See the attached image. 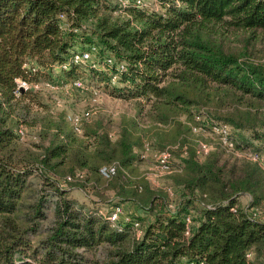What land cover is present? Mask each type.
<instances>
[{
	"label": "trees",
	"instance_id": "16d2710c",
	"mask_svg": "<svg viewBox=\"0 0 264 264\" xmlns=\"http://www.w3.org/2000/svg\"><path fill=\"white\" fill-rule=\"evenodd\" d=\"M143 2L0 0V264H264V220L248 213H264L259 164L221 148L200 155L198 140L187 146L178 139L185 128L178 123L169 139L178 144V163L171 159L168 178L183 192L171 207L162 189L132 175L146 159L149 131L135 118L122 117L115 137L100 121L83 120L76 132L35 89L14 92L18 78L34 84L45 69L64 64L57 68L74 76L86 65L98 81L114 83L117 95L139 100L140 111L149 106L151 119L207 118L231 127L238 149L257 152L251 142L264 140V49L256 48H264V0H157L162 11ZM77 47H94V65L72 61ZM206 105L216 111H203ZM156 126L159 137L164 130ZM24 127L35 128L42 143L23 141ZM108 165L115 171L106 178L100 170ZM77 171L82 177L65 184L99 189L105 181L119 200L110 210L136 205L124 208L131 220L112 227L69 197L60 181ZM244 194L247 208L239 203Z\"/></svg>",
	"mask_w": 264,
	"mask_h": 264
},
{
	"label": "rangeland",
	"instance_id": "374dc122",
	"mask_svg": "<svg viewBox=\"0 0 264 264\" xmlns=\"http://www.w3.org/2000/svg\"><path fill=\"white\" fill-rule=\"evenodd\" d=\"M105 1L112 6L116 5L118 2L117 0ZM145 2L151 3L150 9L162 11L161 5L160 3L158 4L157 0H145ZM256 48L264 49L260 44H257ZM77 49L83 50L79 47H77ZM257 53L261 54V52ZM73 79L81 80L84 84V89H73L70 87V82ZM37 80L39 82L33 84L35 86L34 89L38 92L41 101L47 105L50 113H64L65 116H68L69 114H80L90 110L93 114L90 116L88 121L84 122L92 123L100 121L104 128L110 132L112 137L116 136L120 120L122 117H125L135 118L142 128L149 130L144 132L143 142L149 144L151 149H161L162 143L165 147L175 145L176 143L169 140L171 134L170 130L176 127L178 123L185 126V128L178 133V139L185 140L187 146L197 140H204L206 142L213 143V136L208 130L205 129V132H193L188 130L186 124L188 125V123H192V121L190 119L191 115L187 113L172 115L166 123L162 122L164 126L160 129H163L164 131H162L161 135L157 137L155 132L158 129L154 127H157L156 124L161 122L151 119L146 112L149 106L144 105L143 110L140 111L139 100L127 99L117 95L116 92L113 91V85H115L114 83L106 84L105 81H98L86 65L77 68L74 76H64L62 71H60L57 66H54L50 69L43 70V72L37 76ZM201 109H203V111H216L213 106L209 105L202 106ZM205 114L207 115V113ZM259 117V120L264 122V116L259 115ZM203 120L204 121L202 123L200 122V124L208 126V119L203 118ZM203 129L204 128L202 127V130ZM238 132H240V130L236 131V133ZM241 133L249 140V131L243 130ZM20 137L23 141L29 144L42 143L41 139L37 136V130L35 128L24 127L22 129V133H20ZM44 142H46V140H44ZM251 143L253 145L252 147L258 150L257 153L264 157V140H253ZM173 150L175 151L172 155V162L178 163L177 156L179 152L176 148ZM182 154L183 156L187 155V153ZM227 154H225L226 157H231V154ZM145 158L146 159L140 161L136 164V166H134L132 175L135 177L142 176L149 181L152 187L162 189L167 195V201L170 203V206H175L178 200H180V196L183 191L170 183V179L168 178V175L170 174L155 176L151 158L148 156ZM172 168L175 169V166L172 165ZM63 185V187L68 190L69 197L77 199L80 203H83L90 208L97 209V211H101L104 214H107L110 211V207L119 201L118 198L115 197L113 190L106 189L108 184H106L105 181H102L99 184V189H94L91 185L87 184L84 188H80L72 183ZM169 187L172 188V194L167 192ZM249 200L250 198L246 194L239 197L240 205L246 208ZM121 204L128 211H131L132 208L135 209L134 206H136L133 202H123ZM132 212H137V214L141 213L139 210H134Z\"/></svg>",
	"mask_w": 264,
	"mask_h": 264
},
{
	"label": "built area",
	"instance_id": "2783aa9c",
	"mask_svg": "<svg viewBox=\"0 0 264 264\" xmlns=\"http://www.w3.org/2000/svg\"><path fill=\"white\" fill-rule=\"evenodd\" d=\"M121 6H127L130 3V0H117ZM136 5L142 6L144 2L142 0H136ZM94 47L89 50H77L73 53L72 61L74 63H92L94 65L93 60V51ZM57 67L65 68L66 66L58 65ZM122 67V66H121ZM70 87L73 89H84V84L79 79H74L70 82ZM34 89L35 86L30 84L22 79H16V88L15 93H18L22 90ZM93 113L91 111H86L85 113H73L67 116L68 121L72 124L74 130L76 132H80V125L83 120H88ZM197 123H188L191 131L193 132H203L205 129L209 131V133L213 136V143L206 142L204 140H198L199 147L197 149V153L200 155H205L208 152L214 150L215 148H221L225 153L231 154L234 157L244 159L246 161L256 162L260 167L264 168V157L258 154L257 152L251 149H238L234 141L232 139V128L225 124H214L208 122V126H204L202 123L204 120L199 116L195 117ZM158 126L163 127L162 123H157ZM202 127L204 128L202 130ZM208 128V129H207ZM205 132V131H204ZM19 133H22V128L19 130ZM178 144L172 146H166L161 149H151L149 144H143V156L151 158L153 162V170L155 172V176H161L163 174H169L173 171L172 165L170 163L172 159V151L174 148H177ZM184 153H186L184 151ZM101 173L104 177L109 178L115 171V165L103 166L101 168ZM82 177V173L76 172L75 176H67L65 179H62L60 183L63 185L66 182L71 181L73 178ZM169 194H172V188L169 187L167 189ZM248 213L251 217L264 220V214L260 209L251 208L248 210ZM98 214L104 216L112 227H120L126 221L131 220L130 216L125 212L124 207L122 205L114 206L107 214L98 211ZM187 224L190 223V218H186ZM135 235L138 237L141 235L142 230L140 228V224L138 222L133 223ZM35 264V263H33Z\"/></svg>",
	"mask_w": 264,
	"mask_h": 264
},
{
	"label": "crops",
	"instance_id": "0c3cea01",
	"mask_svg": "<svg viewBox=\"0 0 264 264\" xmlns=\"http://www.w3.org/2000/svg\"><path fill=\"white\" fill-rule=\"evenodd\" d=\"M241 197V196H240ZM250 198V197H249Z\"/></svg>",
	"mask_w": 264,
	"mask_h": 264
}]
</instances>
